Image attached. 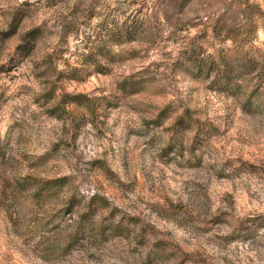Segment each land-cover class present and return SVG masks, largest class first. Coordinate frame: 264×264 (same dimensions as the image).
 <instances>
[{"label": "rangeland", "instance_id": "obj_1", "mask_svg": "<svg viewBox=\"0 0 264 264\" xmlns=\"http://www.w3.org/2000/svg\"><path fill=\"white\" fill-rule=\"evenodd\" d=\"M0 264H264V0H0Z\"/></svg>", "mask_w": 264, "mask_h": 264}, {"label": "trees", "instance_id": "obj_2", "mask_svg": "<svg viewBox=\"0 0 264 264\" xmlns=\"http://www.w3.org/2000/svg\"><path fill=\"white\" fill-rule=\"evenodd\" d=\"M25 47V46H24ZM222 72L221 76H223L224 81H223V85L229 86L232 84V80L235 78V76H237L236 71H232L231 73H229L228 71H219ZM232 74H234L235 76L232 77Z\"/></svg>", "mask_w": 264, "mask_h": 264}]
</instances>
